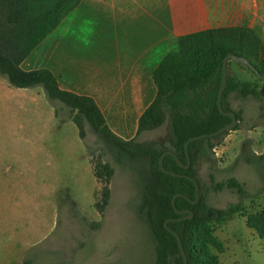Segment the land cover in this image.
Wrapping results in <instances>:
<instances>
[{"label": "trees", "instance_id": "16d2710c", "mask_svg": "<svg viewBox=\"0 0 264 264\" xmlns=\"http://www.w3.org/2000/svg\"><path fill=\"white\" fill-rule=\"evenodd\" d=\"M81 0H0V75L10 86L19 89L41 87L52 104L58 102L68 110L69 120L78 130L83 141L90 133L95 138L96 161H92L93 176L101 184L94 207L100 216L110 199L109 184L114 165L132 172L137 179V194L128 206L147 226L154 243V264H183L176 238L164 228L167 219L181 217L176 214L171 200L175 194V207L179 211L191 210L192 219L173 221L168 227L181 240L188 264H217V258L209 251L211 225L222 223L242 212L240 203L225 208L208 204V194L223 190L245 195L244 186L235 178L216 181L208 173V185L202 183L195 167L196 157L203 147L211 151L219 145L226 131L213 138L190 142L188 152L190 167H179L170 155L163 159L165 170L194 178L199 186V201L195 199L192 181L184 177L165 174L159 167V158L173 152L186 164V141L202 134L217 131L231 119L223 116L217 107V95L222 82V61L227 55L244 57L264 76V48L257 35L244 27L210 29L177 38L171 49L153 71L151 82L155 96L137 121L135 137L123 139L107 125L94 100L60 89L56 78L47 69L24 71L20 65L31 52L59 25L61 20ZM232 61H228V66ZM238 80L228 72L222 95V108L234 112L238 121L232 130L240 129L242 111H235L231 101L251 98L258 103V119L264 118V81ZM259 82L261 85H259ZM55 116L57 109H54ZM167 124L166 137L160 141H137L144 132L154 131ZM245 158L247 164H260L262 155ZM105 159V160H104ZM75 207V203L73 202ZM74 216H79L74 211ZM81 222L85 221L83 217ZM246 226L264 239V213L246 216ZM100 222L89 223L96 230ZM35 256H26L18 264H38ZM64 264V263H56Z\"/></svg>", "mask_w": 264, "mask_h": 264}, {"label": "rangeland", "instance_id": "374dc122", "mask_svg": "<svg viewBox=\"0 0 264 264\" xmlns=\"http://www.w3.org/2000/svg\"><path fill=\"white\" fill-rule=\"evenodd\" d=\"M236 63L230 74L235 65L242 67ZM34 94V102L26 100ZM231 102L242 111L240 129L229 131L211 151L204 146L195 167L203 184L212 172L216 181L235 178L246 193L208 194L216 208L242 205L240 214L210 226L208 247L217 264H264V239L245 223L247 215L264 213V118L258 119V103L251 98ZM166 128L135 139L160 141ZM252 155L263 156L260 164L244 161ZM96 156L94 136L88 133L82 141L66 108L49 102L41 87L14 88L0 75V264L35 255L38 264H154L147 226L128 206L137 194L132 172L114 165L108 205L103 216L96 211L102 187L93 176ZM93 222H100L98 229L89 227Z\"/></svg>", "mask_w": 264, "mask_h": 264}, {"label": "crops", "instance_id": "0c3cea01", "mask_svg": "<svg viewBox=\"0 0 264 264\" xmlns=\"http://www.w3.org/2000/svg\"><path fill=\"white\" fill-rule=\"evenodd\" d=\"M229 27L253 31L264 48V0H81L20 67L47 69L60 89L92 98L108 127L132 139L155 96L152 73L177 38ZM236 64L231 75L255 81Z\"/></svg>", "mask_w": 264, "mask_h": 264}, {"label": "water", "instance_id": "95a60500", "mask_svg": "<svg viewBox=\"0 0 264 264\" xmlns=\"http://www.w3.org/2000/svg\"><path fill=\"white\" fill-rule=\"evenodd\" d=\"M228 61H236L238 63H241L242 65L248 67L259 79L264 81V76H261L259 74V72L249 63V61L247 59H245L244 57H239V56H235V55H227L222 61V68H221L222 82H221V86H220V89H219L218 95H217V107H218L219 112L223 116L230 118L231 121L228 124H226L223 127H221L220 129H218L217 131H215V132H212V133H209V134H202V135H198V136L189 138L186 141L185 145H184L185 155H186V164H183L177 158V156L171 151L164 152L160 156L159 161H158L159 162V167H160V169H161V171L163 173L171 175L173 177H184V178L189 179L190 181H192V183L194 184V187H195V199L192 201V200H189L188 198H186L191 204H196L199 201V186H198L197 181L194 178H191V177H189L187 175H180V174H176V173H173V172L165 170L164 167H163V159H164V157L166 155H170V156H172L174 158V160L176 161V163H177V165L179 167H181L183 169H188L190 167V164H191V160H190V156H189V152H188V146H189L190 142L201 140L203 138L216 137V136H218V135H220V134H222V133H224L226 131H231L232 129H234L237 126L238 121H237L235 113L231 112V111H229V112L224 111L223 108H222V103H221L222 95H223V92H224V89H225V86H226V79H227V75H228ZM178 196H182V195L181 194H175L173 196L172 200H171V203H172V206H173L176 214L180 215L181 217L175 218V219H167L164 222L163 225H164V228L176 238L178 249H179V252H180L181 257L183 259V264H188L187 263V258H186V255L184 253V250H183L179 235L175 231H173L172 229H170L168 227V223L169 222L192 219V217H193V212L191 210L179 211V210L176 209V207H175V199Z\"/></svg>", "mask_w": 264, "mask_h": 264}]
</instances>
